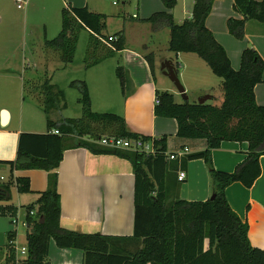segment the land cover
Wrapping results in <instances>:
<instances>
[{"label":"trees","instance_id":"obj_1","mask_svg":"<svg viewBox=\"0 0 264 264\" xmlns=\"http://www.w3.org/2000/svg\"><path fill=\"white\" fill-rule=\"evenodd\" d=\"M160 1L167 10L176 5V0ZM214 1L194 0L191 18L180 24L175 23L167 12L154 13L144 20L154 30L168 28L169 52L195 55L221 80L222 101L219 105L177 102L172 93L163 91L156 92L157 103L153 110L155 117L176 122L178 138L205 142L204 151L174 162L178 171H184L187 162L203 160L209 168L213 199H176L168 203L165 190L166 136L155 139L132 133L126 129L121 117L93 113L83 82L70 83V87L78 89L81 94L82 116L52 120V112L65 110L66 98L63 90L52 84L46 74L37 86L31 87L30 94L38 96L36 98L46 116L47 133H21L16 159L0 162V165L8 166L11 172L45 171L47 188L39 193L35 204L27 208V257L15 262V251L9 247V256L2 264H46L50 241L59 249L81 251L83 264H264V252L250 245L247 224L230 208L225 197V189L231 184L240 183L249 189L260 176L259 159L264 155V106L256 104L254 87L262 82L264 63L256 51L247 48L241 53L239 69H232L224 48L205 25ZM233 7L242 16L241 19L227 20V31L234 38H243L247 20L264 23V0H233ZM106 19L105 15L87 8L66 6L61 10L60 32L52 40L44 38L43 49L56 54L63 66H67L74 61L79 35L85 31L89 40L83 64L85 68L95 66L123 49L121 32L113 35L116 41L108 42L109 36L104 33ZM145 59L153 74L154 55L149 54ZM174 67L177 72L178 65L174 64ZM116 75L124 93L126 73L119 67ZM52 130L59 134H53ZM103 136L151 141L155 154L145 156L98 146L95 142ZM222 142L247 145L246 158L229 173L215 170L211 163V152ZM78 147L94 154L117 155L131 163L134 223L129 241H136L140 248L125 251L118 242L126 241V238L83 234L60 227L57 168L64 150ZM15 185L18 193L30 191L27 178H16ZM9 197V187L0 185V200L7 201ZM31 211L32 216L29 215Z\"/></svg>","mask_w":264,"mask_h":264},{"label":"crops","instance_id":"obj_2","mask_svg":"<svg viewBox=\"0 0 264 264\" xmlns=\"http://www.w3.org/2000/svg\"><path fill=\"white\" fill-rule=\"evenodd\" d=\"M10 1L13 3V0ZM102 2L103 0H26L25 7L29 9L38 3L44 9L49 11L52 9L54 12H51L54 14L57 10L61 12L66 6L87 8L91 12L105 15L106 18L120 20L127 14L124 7L131 4L130 0H122V7H118L117 4L111 8ZM132 2L135 3L137 13L130 15L129 18L141 22H120L117 31L107 35L113 36L121 32L123 49L116 52L113 57L83 70L84 74L78 77L79 79H69L67 86L70 87L72 82H83L88 90L91 111L121 117L129 132L155 139L166 136L167 155L175 154L184 147L188 149L186 156L202 152L206 149L203 140L180 139L176 136L177 125L173 119L154 116L156 92L167 91L172 93L175 99L178 96L164 83L159 84L161 88L157 87L156 73L159 72L163 76L160 66L166 60L178 65L181 70L177 71L180 83L187 72L198 73V78L203 84L198 89L200 97L209 94L210 88L213 87L210 85L211 81H215L216 76L193 55L185 53L175 55L169 52L168 28L154 30L144 21L154 13L167 12L172 15L175 23L180 24L191 18L194 0H176V5L171 10H167L160 0ZM229 18H242L234 11L233 0H215L205 25L216 42L224 48L232 69L235 71L239 69L241 53L247 48L256 51L264 63V23L247 20L244 25V36L238 40L227 31ZM159 53L163 55V61L157 59ZM149 54L154 55L153 74L145 59ZM56 63L57 70L61 67L66 70L68 67H63L59 61ZM9 66L0 52V162L16 159L18 138L21 133H47L46 120H43L42 114L37 112L34 105L25 102L22 94V81L30 72L29 65L21 64L19 69L8 68ZM35 66L33 63L34 69ZM119 67L127 76V82L123 87L124 93L116 75V69ZM184 89L186 92V87ZM219 98L220 95L217 97L211 95L208 103L211 104L215 100L218 104L214 105H219L222 101ZM254 99L257 105L264 106V69L262 82L254 87ZM83 139L88 140L87 137ZM95 143L100 146L98 141ZM246 152V143L222 142L218 149L211 152L212 167L220 172H232L246 158ZM166 163L165 190L166 193L173 192L172 197L167 199L168 203L176 199L185 201L210 199L213 186L209 168L203 160L187 162L184 168L186 178L183 182L177 181L176 162L166 158ZM259 165L260 176L251 188L247 189L240 183H233L225 189V197L230 208L247 224L250 245L264 252V155L260 157ZM57 174L62 229L83 234L98 233L126 238V241L118 242L125 251H134L141 247L136 241H129L133 235L134 223V174L128 160L117 155L94 154L83 147L67 148L63 152ZM16 178L29 180L28 193L17 192ZM0 185L8 186L10 195L9 200H0V261L3 263L9 247L14 249L15 246L26 245V240L22 245H18L19 224L14 225L12 221L18 220L19 223L25 221L27 208L35 204L39 193L47 188V173L42 170L11 172L8 166L0 165ZM28 230L26 227L25 236ZM204 246H207L206 242ZM46 261V264H83V254L75 249H59L50 241Z\"/></svg>","mask_w":264,"mask_h":264},{"label":"rangeland","instance_id":"obj_3","mask_svg":"<svg viewBox=\"0 0 264 264\" xmlns=\"http://www.w3.org/2000/svg\"><path fill=\"white\" fill-rule=\"evenodd\" d=\"M117 1L118 7H122V0ZM130 1L131 4H127L124 7L125 13H127L124 19H106V28L104 31L106 35H111L117 31L116 29H118L120 22H141L140 20L132 21L129 18L130 15L137 13L135 9V3L132 2V0ZM0 2V52L4 55L5 61L10 64L8 68L15 69L18 67L19 69L21 64H24L25 66L29 65L28 70L31 72V74L29 72L22 81V94L25 102L34 105L35 108H37V112L42 114L43 120H46V116L44 115L41 105L36 98L38 97L37 94L34 95L35 97L32 96L30 94V90L32 86H37L40 80H42L47 74L46 78H50V82L54 85H58L59 89L63 90L66 95L65 110L60 112H52L51 119L54 121H59L64 118H80L82 116V106L78 102V99L81 94L78 89L68 87L67 85L69 79H79L78 77H81L84 74L83 70L87 69L84 67L83 59L85 57V51L89 40L88 33L84 31L80 33L74 61L67 65L68 67L66 70H64L62 67L57 70L56 67L58 64L56 62L59 61L58 56L50 51L46 52L43 49V40L44 38L52 40L60 32L61 12H58L57 10L54 14L51 12L53 11L52 9H50L51 11L44 9L43 6L38 3L33 4L31 7H29V9L25 7L24 9L19 10L16 8L14 0L13 3H11V1L9 2V0H0ZM102 3L106 7H115L111 5V1L109 0H103ZM193 57L200 61V63L207 69L206 65L200 59H198L195 55H193ZM157 59L159 61H163V55L159 53ZM33 63L36 64L35 69L33 68ZM178 70L179 72L181 71L179 68ZM216 78L217 77H214L215 81H211L210 85H213V87L210 88L209 94L216 97L220 95L219 99L222 100L220 91L221 80ZM29 82H31L32 85H30ZM216 82H219V84H216ZM24 83H27V85L24 86ZM160 83H164L165 85L169 86V88H171L173 92H176L177 94L173 84L165 76H161L159 72H157L156 84L158 88H161L159 85ZM181 83L182 85H185L184 87H186L188 91V102L196 103L198 98H200L198 89L203 86L201 80L198 78V73L187 72L181 78ZM24 87L26 90H24ZM5 99L7 98L5 97ZM176 100L177 102L182 101L179 95L176 97ZM211 104H218V102L213 100ZM171 194L173 195V192L167 193V199L172 197ZM17 227L20 233L18 245H22L25 242V228H23L21 225H18ZM7 256H9V252ZM14 259L15 262L22 261L18 259L15 253ZM0 264H2L1 261Z\"/></svg>","mask_w":264,"mask_h":264},{"label":"built area","instance_id":"obj_4","mask_svg":"<svg viewBox=\"0 0 264 264\" xmlns=\"http://www.w3.org/2000/svg\"><path fill=\"white\" fill-rule=\"evenodd\" d=\"M16 4V8L21 10L26 5V0H14ZM111 1L112 6H116L118 4L117 0H109ZM116 41V38L113 36L108 37V42ZM157 103V100H156ZM53 134H59L57 130H52ZM98 144L104 148L112 149V150H122V151H128V152H136L139 154H143L145 156L154 155L155 150L153 148V144L151 141H143L141 138L136 139H128V138H117L114 136H103L98 140ZM188 154L187 148H182L179 152L173 153L170 155H167L165 153V157L168 160L174 161V160H180L182 158H185V156ZM186 178V174L183 170H179L177 172V181L183 182ZM30 216L33 215V212L31 211L29 213ZM12 223L15 225H22L23 227H28V224L26 221H23L21 223L18 222V220H13ZM15 254L17 255L18 259L24 260L27 257V250L26 247H14Z\"/></svg>","mask_w":264,"mask_h":264},{"label":"water","instance_id":"obj_5","mask_svg":"<svg viewBox=\"0 0 264 264\" xmlns=\"http://www.w3.org/2000/svg\"><path fill=\"white\" fill-rule=\"evenodd\" d=\"M160 70L163 76H165L175 87L177 94L180 96L182 101H188V96L185 92L184 87L182 86V84L180 83L179 79H178V75L177 72L175 70V67L172 63V61L170 60H166L164 61L161 66H160ZM211 100V96L210 95H204L200 98H198L197 103L198 104H203L206 103L208 101ZM213 195L210 197V200L213 199Z\"/></svg>","mask_w":264,"mask_h":264}]
</instances>
